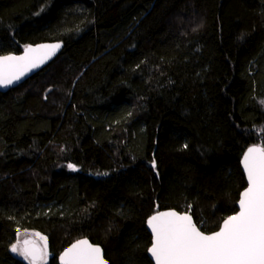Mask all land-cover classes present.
I'll use <instances>...</instances> for the list:
<instances>
[{"label":"trees","instance_id":"obj_1","mask_svg":"<svg viewBox=\"0 0 264 264\" xmlns=\"http://www.w3.org/2000/svg\"><path fill=\"white\" fill-rule=\"evenodd\" d=\"M48 41L58 57L0 93V264H29L22 231L47 264L82 238L153 264L151 215L211 233L237 212L264 147V0H0V55Z\"/></svg>","mask_w":264,"mask_h":264},{"label":"snow or ice","instance_id":"obj_2","mask_svg":"<svg viewBox=\"0 0 264 264\" xmlns=\"http://www.w3.org/2000/svg\"><path fill=\"white\" fill-rule=\"evenodd\" d=\"M59 47H28L22 56L0 57V87L21 80ZM152 166L156 167L155 162ZM243 167L248 187L239 200V212L224 220L214 234H204L190 215L174 211L158 213L147 221L153 235L149 252L155 264H264V147H250ZM40 239L43 246L24 240L11 251L29 264H47V240ZM60 259L62 264H106L102 250L86 240L73 244Z\"/></svg>","mask_w":264,"mask_h":264},{"label":"water","instance_id":"obj_3","mask_svg":"<svg viewBox=\"0 0 264 264\" xmlns=\"http://www.w3.org/2000/svg\"><path fill=\"white\" fill-rule=\"evenodd\" d=\"M56 44H59L60 47H59V49H57V50L55 51L54 55H52L50 59H48L45 63L41 64L38 68H35V69H33L32 71H30L26 76L22 77L21 80H19V81H17V82H14L13 84L8 85L7 87H0V93H6V92H8L10 89L15 88V87H17V86L23 84L24 82H26L27 80H29L30 78H32L35 74H37L38 72H40L41 70H43L45 67H47V66H48V65H49L54 59H56V58L58 57V55L61 53V51H62V49H63V47H64V44H63L62 42H60V41L40 42V43H36V44H29V45H28L27 47H25V48L22 50V52H20V53H9V54H3V55H0V57H3V56H22V55H24V53H25V49L28 48V47L39 48V47H41V46H51V45H56ZM252 147H258V146H252ZM247 151H248V150H247ZM247 151L245 152V154L247 153ZM245 154H244V155H245ZM243 157H244V156H243ZM243 157H242V160H241V166H242V169H243V172H244V175H245L246 185H247V186L245 187V189L242 190V192H241V194H240V198H239V200L241 199L242 193H243V192L247 189V187H248L247 176H246V172H245L244 167H243ZM170 211H174V212H176L177 214H180V215H184V214H188V215H190V216L192 217V219H193V222L196 224L197 228H198L201 232H203L204 234H208V235H210V234H214L215 232L219 231L220 228H221L222 225H223L224 220H226V219L229 217V216H228L227 218H225V219L223 220V222L221 223V226H220V228H219L218 230H216V231H214V232H211V233H206V232H204V231L201 230V228H200L199 225L197 224V222H196L194 216H193L191 213H189V212H180V211H178V210H176V209H164V210L159 211V212H157V213H155V214H153V215H156V214L161 213V212H170ZM238 212H239V201H238V203H237V212H236L235 214H237ZM235 214H233V215H235ZM153 215H151V216L147 219V221H148ZM230 216H232V215H230ZM147 221H146V228L148 229L149 233L151 234V236H152V242H153V235H152V232H151L150 227L148 226ZM82 240H86V241H88L89 244H91V245H93V246H96V247H99V248L102 250V256H103V259H104V261L106 262V264H111L110 261L105 257V252H104V249L102 248V246L99 245V244H95V243H93V242H92L90 239H88V238H82V239H79V240H77V241L71 243L70 245H68V246H67V247H66V248L60 253V255H59V257H58V262H59V264H62L60 258H61V256L64 254V252H65L67 249H69L73 244H75V243H77V242H79V241H82ZM34 243H35L37 246H40L38 243H36V242H34ZM151 245H152V244H151ZM150 247H151V246H150ZM150 247H149V249H150ZM149 249H148V255H149L150 259L152 260L153 264H155V260H154V258L151 256V254H150V252H149ZM47 252H48V249H47Z\"/></svg>","mask_w":264,"mask_h":264},{"label":"rangeland","instance_id":"obj_4","mask_svg":"<svg viewBox=\"0 0 264 264\" xmlns=\"http://www.w3.org/2000/svg\"><path fill=\"white\" fill-rule=\"evenodd\" d=\"M198 224V223H197ZM200 227V226H199ZM37 233L34 232V231H29V232H19L18 235H17V238H16V241L14 244H17L18 242L20 244H23V241L24 240H30L32 242H36L40 245L43 246L44 244V241L40 239V237H42L41 235H36ZM13 244V245H14ZM17 255V254H16ZM19 256V255H18ZM22 257V256H21Z\"/></svg>","mask_w":264,"mask_h":264},{"label":"flooded vegetation","instance_id":"obj_5","mask_svg":"<svg viewBox=\"0 0 264 264\" xmlns=\"http://www.w3.org/2000/svg\"><path fill=\"white\" fill-rule=\"evenodd\" d=\"M49 257H50V256H48V252H47V262H48V260H49Z\"/></svg>","mask_w":264,"mask_h":264}]
</instances>
